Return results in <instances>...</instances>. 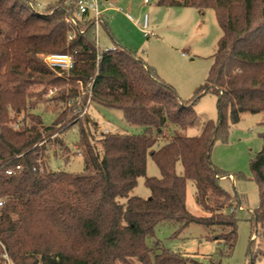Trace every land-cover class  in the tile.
<instances>
[{"label":"trees","instance_id":"1","mask_svg":"<svg viewBox=\"0 0 264 264\" xmlns=\"http://www.w3.org/2000/svg\"><path fill=\"white\" fill-rule=\"evenodd\" d=\"M76 2L58 0L39 11L31 0H0V260L7 254L11 264H186L159 241L148 242L164 221L218 226V238L232 250L238 218L228 208L234 198L220 184L224 174L211 155L215 142L229 135L228 115L235 124L245 112L264 113V0H158L168 7L213 8L223 32L206 81L186 101L136 52L119 44L101 50L94 24H81L84 32L69 39L67 10ZM101 24L110 29L104 17ZM44 53L72 54L74 67L52 69ZM66 81L83 83L82 105L77 87L45 97ZM37 85L43 89L34 90ZM207 93L217 95L219 117L188 136L184 131L199 121L194 104ZM89 98L121 110L143 131L103 130L97 137L89 117L78 122L68 112ZM46 101L58 109L50 125L33 111ZM76 123L84 172L48 169L51 147L69 158L63 133ZM164 130L170 135L162 136ZM262 138L250 161L260 193L250 221L264 235ZM148 156L160 177L147 176ZM141 176L148 198L130 196ZM188 180L195 182L203 214L187 208Z\"/></svg>","mask_w":264,"mask_h":264},{"label":"rangeland","instance_id":"2","mask_svg":"<svg viewBox=\"0 0 264 264\" xmlns=\"http://www.w3.org/2000/svg\"><path fill=\"white\" fill-rule=\"evenodd\" d=\"M31 1L40 11L58 0ZM104 1L109 5L112 3L110 6L118 9L125 17L117 14L114 19V16L109 14L107 21L110 29H106L102 24L99 26L97 39L100 49L115 46L111 37L114 31L117 38L125 41L124 47L136 52L144 62L153 65L160 77L174 87L181 99L186 101L194 97L197 87L203 84L209 75L213 55L223 33L215 10L206 8L201 11L189 6H162L158 4V0ZM127 13L131 17H128ZM146 15L149 21L148 26L144 28ZM108 30H111V33ZM145 32L150 35L147 36ZM47 54H42V57ZM70 87H77L80 94L79 103L82 105L85 87L78 81L72 83L66 81L63 85H56L53 93L50 92L52 89L50 87L45 97H50L59 89ZM42 89V85L34 87L36 91ZM54 107L53 102L46 101L39 103L33 111L41 115L45 124L50 125L58 116V109ZM63 107L65 108V106L61 108ZM81 108L77 105L74 110H68L69 116L78 122H83L84 117H89L92 121V131L97 137L105 129L135 134L143 131L141 126L128 122L119 109L97 105L91 101L83 116L76 115L75 112H80ZM194 108L199 115V121L184 131L188 136L199 135L205 121H217L219 117L217 95L205 94L196 101ZM228 124L229 135L227 139L220 138L215 142L211 160L224 174L220 178V184L234 198L233 205L228 208V212L236 210L238 218L237 240L233 249L230 250L225 241L218 238L222 231L220 227L194 222L183 226L178 221H164L156 226L155 236L148 240L150 244H153L154 240L159 241L161 248L184 257L186 264H264V235L261 230L257 232L250 221L260 204L259 188L251 171L250 161L263 146L264 113L245 112L235 124L228 115ZM169 135L170 131L164 130L162 136ZM63 140L70 148L69 158L65 152L60 149L55 152L51 147L47 159L48 169L70 173L84 172L85 158L79 148L81 142L79 123L63 133ZM182 169L181 162H178L177 171L181 173ZM146 174L149 177L161 176V170L152 156H148ZM132 195L143 198L151 195L145 176L138 178L136 187L130 193V196ZM186 205L194 215L205 213L196 200V186L193 180H188ZM160 250L155 248L157 253ZM6 259L4 257L0 263L8 264ZM116 264L126 263L118 261Z\"/></svg>","mask_w":264,"mask_h":264},{"label":"built area","instance_id":"3","mask_svg":"<svg viewBox=\"0 0 264 264\" xmlns=\"http://www.w3.org/2000/svg\"><path fill=\"white\" fill-rule=\"evenodd\" d=\"M148 1V0H146ZM75 0H66V4H72ZM103 0H77L74 6V10L68 9V15L66 17L67 23L73 28V31L69 33V39H73L76 37L78 33H83L84 29L81 27V24H94L96 26V31L103 21V10L101 8ZM110 5H113L110 3ZM148 26V15L145 16L143 27L146 28ZM146 35H150L148 32H145ZM114 47H110V49H114ZM109 49V48H108ZM45 63L52 69H63L70 70L74 67V57L69 53H50L44 56ZM54 88L50 89V92H54ZM91 99L89 98L87 105L81 106L82 109L80 112H75L76 115L85 114L90 107ZM69 105L72 104V101L69 100ZM105 131H109L105 129ZM79 154L82 153L79 151ZM19 168V166H18ZM8 173H12V170H8ZM4 200L0 199V207L3 205ZM4 257L7 258L8 264H10L9 258L7 254H4Z\"/></svg>","mask_w":264,"mask_h":264},{"label":"crops","instance_id":"4","mask_svg":"<svg viewBox=\"0 0 264 264\" xmlns=\"http://www.w3.org/2000/svg\"><path fill=\"white\" fill-rule=\"evenodd\" d=\"M101 8H102V10H103V17L105 18V20L107 21V17H108V15L110 14V15H112V17L114 16V19H115V16H117V14H119V15H122V16H124L125 17V15L124 14H122V13H119V10L118 9H115L114 7H112V6H110L108 3H106L104 0H103V2H102V5H101ZM128 14V13H127ZM128 17H131L130 16V14H128ZM149 18V17H148ZM148 21H149V19H148ZM113 28V27H112ZM111 28V29H112ZM112 36V39L114 40V43H115V45H117V44H119V45H122V46H124L125 45V41L123 40V39H121V38H117L116 36L117 35H115V33H114V31H112V34H111ZM147 36H149V35H147ZM119 37V36H118ZM118 39V40H117ZM137 55V54H136ZM138 56V55H137ZM139 57V56H138ZM148 64V63H147ZM150 65V64H149ZM153 66V65H152Z\"/></svg>","mask_w":264,"mask_h":264}]
</instances>
